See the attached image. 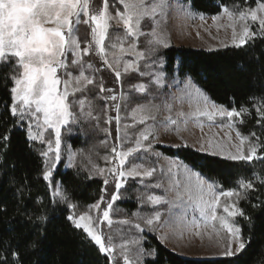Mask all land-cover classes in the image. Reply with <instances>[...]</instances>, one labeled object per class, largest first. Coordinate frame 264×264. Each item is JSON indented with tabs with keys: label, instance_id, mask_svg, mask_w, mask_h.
<instances>
[{
	"label": "snow or ice",
	"instance_id": "6c2138e0",
	"mask_svg": "<svg viewBox=\"0 0 264 264\" xmlns=\"http://www.w3.org/2000/svg\"><path fill=\"white\" fill-rule=\"evenodd\" d=\"M116 3L121 7L116 8L113 15L110 8H114ZM170 7L168 0H0V78L10 81L8 91L11 104L6 105V108L11 116L16 118L19 126L27 127V141L30 144L39 142L41 145H46V149L39 150V155L44 158L42 178L48 182V187L52 188L53 197H57L58 202L64 203L68 208L75 209L77 206L69 203L66 190L61 183L54 180V170L61 161L62 127L76 121L77 113L73 111L74 107H78L81 114H85L87 108L86 115L98 119L93 117L91 99L83 95L90 91L89 86L93 88L98 86L100 93L109 94L101 99L112 101H117L118 98L128 99L123 91L120 92L119 97L112 94L115 90L105 87L103 76H100L97 82L96 74L107 71L114 76L117 83H120L126 75L133 73L144 75L140 69V61L155 53L158 47H169L161 24ZM181 10L187 16L199 15L201 19L204 18L203 14L192 11L190 3L182 5ZM223 14L229 21L227 27L232 29V44L235 47H243L256 37L264 38V0H255V7L248 6L238 10H230L225 6ZM220 19V15L213 17L214 22ZM145 20L152 22L151 32L148 34L142 31ZM81 25H85L88 29L83 46ZM253 25L256 26V30H253ZM140 36L150 37L146 41V51L138 50L137 42ZM129 53L135 56V60L124 59L125 54ZM85 57H95L99 60L100 66H97L93 60H86ZM153 75L154 79L150 83L133 84L132 91L147 96L150 94L151 85L157 88L164 87V73L159 72ZM186 87L188 99L195 101L194 110L188 113L177 112L176 118L168 115L161 122L165 128L169 125L176 126L179 131L178 125L181 120L187 124L190 119L203 128V125L199 123L200 117H207L209 121L220 117L228 121L221 127L232 128L235 119L240 118L242 123V116L248 113L247 108L229 110L223 105L211 103L199 89L192 88L190 78ZM77 93L81 96L77 97ZM155 107L151 104L138 103L136 108L132 109L133 124L131 126L155 120V116L152 115V109ZM164 107L171 113V106L165 104ZM114 110L116 115L108 117L105 121L107 124L115 121L116 124L118 143L111 148V156L105 157L106 163L112 166L107 169L94 166V169L96 174L104 177V185L109 183L108 175L113 177L116 192L111 195V200L103 209H101V204L105 203L103 196L90 206L89 211L91 209H95L97 213L102 211V217L98 215L94 219L89 212L79 215L73 212L67 216V219L76 229H82L87 234V237L98 246L99 251L106 254L111 264H116L117 248H119L118 255L123 264H139L145 254L153 255L155 250L145 253L142 246L138 247L133 258L128 245L139 246L140 240L115 245L112 237L109 236L106 241L97 227L104 221H107L109 225L113 223L110 211L113 208V202L120 198L119 190L124 187L125 178L140 177L143 180L153 177L156 172L155 167L144 168L141 171L142 165L130 162V158H133L136 153L151 150V130L141 132L139 137L135 138L133 146L125 147L128 136L127 132L123 138L120 136L119 103L114 104ZM256 112L261 119H264V106L258 107ZM138 113L139 116H137ZM128 127L130 125H124V129ZM48 130L55 133L54 146L52 139L45 138ZM251 136L256 137L255 143L249 136L236 131L239 143H232L231 134H228L230 147L219 143L214 144L208 140L200 144V149L206 152L211 150V154L233 162L251 163L253 160L264 159V155L258 154L261 149H264V142H261L260 137H257L254 132ZM0 140L7 145L9 135L0 136ZM145 142H148L147 146ZM185 146H187L186 143ZM73 160L74 156L70 154L69 166H74ZM172 167L184 169V181L181 182L178 179L172 181L175 200L170 201L164 196L149 194L147 201L153 205H169L170 218L185 222V228L189 231L195 229L193 232L195 237L203 239L206 235L210 241H213L215 237V243L221 249L220 255L232 257L242 253L251 240L250 236L248 238L243 236L242 228L236 220L237 217L251 220L238 206L242 192L237 188L217 191L214 183L206 182L199 174L193 173L188 166L173 164L169 168L170 173ZM106 172L107 175H105ZM182 184L183 191H181ZM261 184L264 185V180H261ZM154 187L159 188L160 184ZM238 188L243 189L246 194L247 190L254 189V184L251 180L240 179ZM222 197L229 198L228 202L222 204ZM221 208L224 214H219L218 210ZM189 212L192 213V219L186 221ZM196 213L199 214L198 217ZM134 215L139 216L138 213ZM162 216L163 213L156 211L151 217L141 219L145 227L155 230ZM31 219L29 217L30 221ZM46 219V216L41 215L36 217V222L43 224ZM121 223L129 224L130 221L124 220ZM202 226L205 229L211 227V231L202 233L200 230ZM134 227L140 232L144 231L140 223H136ZM40 235H43L42 231ZM178 235L182 238L183 232H179ZM160 239L162 241L167 239V234L162 235ZM12 256L16 258V264H18V253L13 252ZM0 264H8L7 259L0 257Z\"/></svg>",
	"mask_w": 264,
	"mask_h": 264
},
{
	"label": "trees",
	"instance_id": "16d2710c",
	"mask_svg": "<svg viewBox=\"0 0 264 264\" xmlns=\"http://www.w3.org/2000/svg\"><path fill=\"white\" fill-rule=\"evenodd\" d=\"M184 1L191 4L192 11L212 17L222 15L225 6L230 10L255 7V0H247V3L245 0ZM253 29L256 30V26ZM81 40L83 46L86 42L83 36ZM85 59L93 60L100 66L95 57ZM163 72L172 79L175 76L181 80L190 78L217 105L229 110L247 108L248 113L242 116L243 122H240V118L235 119L232 128L249 136L253 143L256 142V137L251 136L253 132L264 142V119L256 112L258 107L264 106V38L256 37L243 47L231 46L215 51L169 48L165 51ZM100 76L104 77L105 87L114 89L112 94L119 97L114 76L107 71L99 72L96 74L97 82ZM136 79L135 75L134 78L124 76L121 84L124 88ZM8 86L10 81L0 78V136L9 135L7 145L0 140V257H5L8 264H16L13 252L18 253V264H111L97 245L83 231L76 229L67 216L73 212L77 215L88 212L101 196L104 200L109 199L111 191L104 185L103 179L95 175L94 166L109 165L105 157L111 156V148L118 143L115 125L105 122L115 112L114 104L117 101L101 99L109 94L100 93L98 86H89L90 91L83 95L91 99L93 117L98 119L88 117L87 108L85 114H81L79 108L74 107L77 119L63 130L76 157L71 168L65 169L62 164L58 166L54 180L66 190L69 203L77 206L70 209L53 197L42 178L44 158L39 155L42 148L27 141V132L6 108L11 104ZM80 96L77 93V97ZM156 149L166 157L182 161L214 183L219 190L237 188L241 191L238 206L251 220L244 217L237 220L243 236H250L251 240L245 250L236 256L192 260L166 248L159 241L157 233L146 232L143 235L145 253L153 249L155 252L153 255L145 254L142 264H264V185L261 184V180H264V159L251 163L233 162L188 146H156ZM258 154L264 155V149ZM240 179L251 180L254 189L247 190L245 194L243 189L238 188ZM136 185H131L126 200H119L115 204L117 211L123 214L122 218H130L141 209L139 194H144L142 199L146 202V196L153 192ZM228 199L222 197V204ZM163 209L165 211L166 207ZM153 211L150 208L145 217H151ZM41 215L47 217L43 224L36 222V217ZM165 217L163 214L161 222ZM40 231L43 235H40Z\"/></svg>",
	"mask_w": 264,
	"mask_h": 264
},
{
	"label": "rangeland",
	"instance_id": "374dc122",
	"mask_svg": "<svg viewBox=\"0 0 264 264\" xmlns=\"http://www.w3.org/2000/svg\"><path fill=\"white\" fill-rule=\"evenodd\" d=\"M168 3L171 7L168 9L167 15L164 18V21L161 24L162 30L165 36L168 39L169 47H158L155 53L146 56L144 60L140 61V69L144 75H140V73H133L131 75L126 76H137L136 81H130L126 87L123 88L121 82L118 83L119 94L121 91L128 97L127 100L117 99V103L120 104V136L123 138L125 132H127L128 141L125 143V147L133 146L135 142V138L139 137L140 133L145 130H151L150 142L152 144V148L150 151H141L136 153L133 158H130L131 163L142 165L140 169L143 171L144 168L155 167L156 172L151 178H144L143 180L140 177L136 178H125L123 183L124 187L119 190V199L113 202V208L110 211V218L113 223L111 225L108 224L107 221H104L102 224H98V229L102 232L105 240L109 236L112 237V242L115 245H119L121 243L129 242L132 240H140L141 244L139 246L129 244L130 254L133 255L137 251L138 247H143L144 244V233H157L159 239V232L164 223L169 218V205H153L150 202H146L142 199L144 194H139V198L141 199V209L132 215L130 218H122L123 214L117 211L115 204L119 200H126L128 197L126 193L129 191L131 185H136V187H146L151 189L153 192L151 195L164 196L166 199L173 201L175 200V191L173 190L172 181L180 180L184 181V169L183 167H172L171 173L169 172V168L175 165H185L182 161L178 159H173L164 156L160 151L156 149V146H164L171 148H179L185 147V143L188 147L193 148L194 150L209 154H211V150L209 151H201L200 144L211 140L214 144L219 143L225 146H229V142L227 139V135L231 134L232 143H239V140L236 137V132L233 128L221 127L222 124L226 125L228 121L222 120L220 117H216L214 120L209 121L207 117H200L199 123L203 125V128L197 126L196 121L190 119L187 124H185L182 120L179 123V131H177L176 126L169 125L165 128L162 125V121L168 115H172L173 118H176V113L183 111L188 113L195 108V101H190L186 95L188 89V77H185L183 80L175 76V78H170L163 72V68L165 66V51L172 47L178 48H187V49H196V50H206V51H215L220 49H225L227 47L234 46L232 44V29L227 27L229 21L227 17L222 14L221 19L218 21H213L212 16L203 15V19L200 18L199 15L194 17L187 16L184 11L181 10L182 5H186L184 0H168ZM121 6L116 3L114 8H110L113 15H115L116 8H120ZM122 10V9H121ZM194 12V11H193ZM196 13V12H194ZM118 28L119 26H115ZM152 22L150 20H145L142 24V31L146 34L151 32ZM255 25H253V28ZM255 30V29H253ZM112 31V30H110ZM237 31H239V27H237ZM88 32V29L85 25L80 26V34L83 36V40ZM122 34V33H121ZM149 36H140L138 40V50L146 51L147 49V39ZM131 41H129L130 43ZM127 47V45H125ZM86 58V57H85ZM71 59V57L69 58ZM125 60H135V56L133 54H125ZM162 65V67H161ZM163 72L164 73V87L157 88L155 85H151L150 94L145 96L144 94L136 93L132 91L131 86L137 83H150L152 79H154L155 73ZM131 79V78H130ZM191 85L193 89H198V87L191 81ZM202 93V91H200ZM203 94V93H202ZM205 95V94H203ZM206 96V95H205ZM209 99V98H208ZM209 101L213 103L210 99ZM151 104L156 107L152 109V115L155 116V120H148L145 124L136 123L134 127L133 124V113L132 109L136 108L137 104ZM167 104L171 106L172 111L169 113L164 105ZM116 115V112L113 113V117ZM139 116V113L137 114ZM71 122L70 124H72ZM69 124V125H70ZM113 124H116L113 121ZM130 125L127 129H124V125ZM68 126L62 127V138H61V161L58 163L57 168L60 164L64 165L65 169H69L72 166H69V155L72 154L74 159L76 157V152L71 148L70 144L67 141V134H63V130L67 129ZM23 129L27 132V127H23ZM117 134V133H116ZM46 139L53 140L54 146V138L55 133L52 130H48L45 133ZM118 142V141H117ZM42 149H46V145H41L39 142H34ZM148 142H145L147 146ZM234 150V149H233ZM223 158V157H220ZM74 163V160H73ZM112 165H107L103 168L107 169ZM189 168V167H188ZM191 169V168H189ZM192 170V169H191ZM56 170H54L55 172ZM193 171V170H192ZM94 173L97 177L104 179V177L96 174L95 169ZM193 173L198 174L193 171ZM107 175V172L105 173ZM199 176L204 179L200 174ZM109 183L107 185L108 189L111 191L108 200H104L105 203L101 204V209L106 206V203L111 200V195L115 194V181L113 177L107 176ZM195 180V177H193ZM47 182V181H46ZM160 184V187H154L156 184ZM210 183V182H209ZM48 184V182H47ZM135 186L133 188H136ZM50 188V187H49ZM126 189L125 192L121 193L122 190ZM51 193L53 192L52 188H50ZM181 191H183V184L181 185ZM217 191L219 189L217 188ZM53 195V194H52ZM149 195V194H148ZM147 197V196H146ZM57 198V197H54ZM186 199V197H185ZM222 199V198H221ZM222 201V200H221ZM166 207L164 211L163 207ZM152 208L154 213L156 211H160L165 214V219L155 228V230H151L144 226L143 217L148 214ZM175 211V209H173ZM90 215L95 219L98 215L102 217V211L97 213L95 209H91L88 211ZM219 214H224L222 208L218 210ZM153 213V214H154ZM77 215V214H76ZM197 217L198 213L195 214ZM226 215V214H225ZM163 217V216H162ZM192 219V213L189 212V215L186 218V221H190ZM238 217L236 218V220ZM128 220L129 224H123L121 221ZM203 224L202 221H199ZM238 222V220H237ZM136 223H140L144 228L143 232L138 231L134 225ZM174 227L176 236L172 238V248L175 249L179 254V256L183 258H196L202 260H216L224 258L225 256L220 255L221 249L215 243V237L213 241H210L207 236H203V239L195 237L193 232L195 229L191 231L185 228V222H176ZM239 225V224H238ZM83 231L82 229H80ZM203 232H210L211 227L205 229L203 226L200 229ZM183 232V237L181 238L178 233ZM86 234V233H85ZM87 235V234H86ZM160 241V239H159ZM98 247V246H97ZM235 247V246H234ZM119 248L116 250V264H123L122 259L118 255ZM104 254V253H103ZM177 254V253H176ZM106 255V254H105ZM233 257V256H232ZM146 255L143 256V259L139 264H142Z\"/></svg>",
	"mask_w": 264,
	"mask_h": 264
},
{
	"label": "crops",
	"instance_id": "0c3cea01",
	"mask_svg": "<svg viewBox=\"0 0 264 264\" xmlns=\"http://www.w3.org/2000/svg\"><path fill=\"white\" fill-rule=\"evenodd\" d=\"M176 222H180L178 220H176L175 218H168V220L164 223V225L162 226V228L160 229V232H159V239L162 235H165L167 234V239L165 240H161L160 239V242L166 247L168 248L170 251L174 252V253H177L179 254L175 249L172 248V238L176 236L175 234V230H174V227H175V223ZM174 240V238H173ZM186 259V258H185ZM187 259H192V260H202V259H196V258H187Z\"/></svg>",
	"mask_w": 264,
	"mask_h": 264
},
{
	"label": "water",
	"instance_id": "95a60500",
	"mask_svg": "<svg viewBox=\"0 0 264 264\" xmlns=\"http://www.w3.org/2000/svg\"><path fill=\"white\" fill-rule=\"evenodd\" d=\"M115 122V121H114Z\"/></svg>",
	"mask_w": 264,
	"mask_h": 264
}]
</instances>
